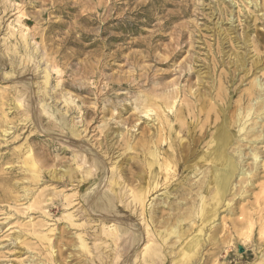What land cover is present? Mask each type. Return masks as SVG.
<instances>
[{
    "label": "rangeland",
    "instance_id": "rangeland-1",
    "mask_svg": "<svg viewBox=\"0 0 264 264\" xmlns=\"http://www.w3.org/2000/svg\"><path fill=\"white\" fill-rule=\"evenodd\" d=\"M220 75L231 83L232 104L255 76L264 83V0H0V264H144L133 256L145 237L129 256L121 244L131 235L102 230L90 237L86 227L98 230L104 216L126 219L128 229L144 222L135 211L126 218L121 202L112 211L89 210L107 182L81 189L76 170L93 173L103 158L100 176L107 178L110 160L122 167L137 160L140 136L162 126L161 94L177 95L173 111L190 104L193 113L171 120L179 132L171 139L193 149L207 112L219 109L213 97L228 88ZM242 181L247 198L237 192L235 213L221 208L217 221L237 225L218 226V239L204 244L193 264H264V172L251 177V188ZM161 192L150 198L159 202ZM240 209L247 212L239 222ZM79 234L88 237V250L79 247ZM179 242L171 235L165 246L174 261Z\"/></svg>",
    "mask_w": 264,
    "mask_h": 264
},
{
    "label": "bare ground",
    "instance_id": "bare-ground-1",
    "mask_svg": "<svg viewBox=\"0 0 264 264\" xmlns=\"http://www.w3.org/2000/svg\"><path fill=\"white\" fill-rule=\"evenodd\" d=\"M181 51L176 50L174 56L181 53ZM47 77L48 74L46 73V79ZM219 82H221V85L228 84V88L227 85L219 87L217 95L213 97V102L218 105L219 109L207 112L206 121L203 122L200 130L192 139L193 149L190 148L187 151H183L177 144V138L174 141L171 139L173 134L179 133L171 120L183 113L189 114V111L191 112L190 104L189 106L186 104L187 107L184 104V106L173 111L177 95L161 94L165 105L164 108L166 109H162L161 111L162 119L160 118V122H163L162 126H158L151 134L140 136L141 140L138 156L136 157L137 160L134 157L129 158L130 160L126 161L124 167L110 160V169H113H111V176L107 178L100 176L103 174L102 171L104 169L103 162L105 160L103 158L96 160L93 173L76 170V175H78L76 183L81 189L83 187L90 188L92 185V187H97L101 183L107 182V189L103 192L104 195L91 204V207L88 208L89 210L101 208L106 211H112L115 207L116 209L118 208L117 202H121L123 207L130 210L126 218L132 220V213L135 211V214L141 217V221L144 222V228H134L130 224L131 226L129 225L128 229L126 228L128 226L126 219L113 217L114 221H112L106 219L108 216H104L103 219L99 218L102 221L98 230H93V225L86 227L90 231V237L97 239L95 237L102 233V230L113 233L116 238H122L125 234H128V237L131 235L129 238H125L126 244H121L123 245L121 246L123 254L127 253L125 255L128 256L129 254L132 255L131 253L135 251V247L133 248V246H137V242L145 237L147 244L144 243V248L142 249L141 247V253L139 251L133 257L136 258L138 256L144 264H155L156 261H159V264H170L174 261V249L170 248L166 251L165 246H167L169 237L173 235L177 240H180L179 249H177L181 257H178L180 261H174V264L178 262L180 264H193L196 258L200 259L203 245L207 243L211 244L218 239L217 234L220 231L218 230L220 228L218 226L222 225L223 227V224L227 222H231L232 224V221L237 220L221 218L222 221L220 223L217 222L221 208L229 216L235 213L232 202L237 192L238 195H244L247 198L249 191L244 190L243 185H240L238 188L237 182L244 179L247 181L245 183L251 188L253 183L251 177L259 175V171L264 172V146H259L264 143V83L260 78L255 76L250 81L249 87L244 91L245 94L240 96L241 99H237L232 104L231 98L234 94L229 92L226 95V90L228 91L231 86L229 79L226 76L220 75ZM196 96L194 101L199 100ZM160 100L162 101V99ZM204 100L206 101L207 99L203 98V102ZM183 101L185 103V100ZM213 107L215 106L213 105ZM196 109L202 112V107L196 106ZM149 111H151L150 107L146 108L142 113L145 112L148 116ZM179 119L178 121H180ZM178 121H175L176 124ZM124 143L127 149H135L130 141ZM190 154L193 155L191 158H189ZM79 156L82 160L83 155L79 154ZM26 164H28L31 172H33L34 177H37L38 171L33 161H27ZM82 164V162L78 161L79 168H81ZM175 176L177 177L175 178ZM195 176L198 178L194 179ZM236 179L238 181L235 183ZM159 190L162 192L156 195V197H161L160 201L157 202L156 198L150 197ZM119 197L120 199L118 200ZM262 203H264V198ZM257 208L256 206L255 209ZM260 208H262V204ZM243 210L240 209L243 215L241 212L242 217L238 216L241 219H238L239 222L246 215L245 212L247 211L244 212ZM246 218L245 220L248 221L249 217L248 219ZM260 219L264 222V215L261 214ZM224 220L226 221L223 222ZM250 220L251 218L249 222ZM123 223H125L126 227H124ZM170 224H173L172 227H170ZM233 224L237 225L236 223ZM137 225L140 226V224ZM165 225L169 226L170 229L155 230V226L165 227ZM232 226L234 227V225ZM135 231H137L136 234ZM87 238L85 234L79 236V247L84 250H88L86 249ZM152 243H156L160 249L150 246ZM174 245L172 244V246ZM213 247L216 246L214 245ZM126 261L123 264H128ZM82 264H88V262L84 261ZM129 264H134V259Z\"/></svg>",
    "mask_w": 264,
    "mask_h": 264
}]
</instances>
